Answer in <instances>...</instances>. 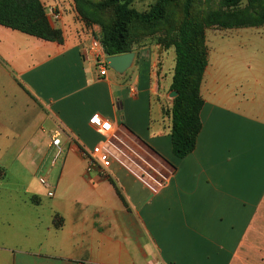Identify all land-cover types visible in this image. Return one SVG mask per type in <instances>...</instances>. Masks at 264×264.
<instances>
[{
    "label": "crops",
    "instance_id": "0c3cea01",
    "mask_svg": "<svg viewBox=\"0 0 264 264\" xmlns=\"http://www.w3.org/2000/svg\"><path fill=\"white\" fill-rule=\"evenodd\" d=\"M41 2L63 43L0 25V76L37 112L41 151L29 157L45 163L54 195L25 186L24 198L0 199V264H264V57L247 77L237 43L217 51L206 33L202 129L195 150L178 158L174 50L142 45L124 74L101 77L83 57L99 28L74 0ZM53 7L62 13L55 23ZM92 118L120 127L172 169L169 185L153 195L117 166L108 177L88 174L82 151L103 141Z\"/></svg>",
    "mask_w": 264,
    "mask_h": 264
},
{
    "label": "trees",
    "instance_id": "16d2710c",
    "mask_svg": "<svg viewBox=\"0 0 264 264\" xmlns=\"http://www.w3.org/2000/svg\"><path fill=\"white\" fill-rule=\"evenodd\" d=\"M76 11L88 25L100 28L106 54L134 52L141 38L156 33L162 50L173 49L175 66L170 91L177 92L169 111L172 148L185 158L196 148L202 129L204 100L200 88L208 65L206 30L259 28L264 26V0H220V9L205 18L195 15L196 0H157L149 11L139 12L136 0H74ZM215 1V0H208ZM246 1V6L242 7ZM0 25L33 37L63 43L61 31L53 28L41 0H0Z\"/></svg>",
    "mask_w": 264,
    "mask_h": 264
},
{
    "label": "rangeland",
    "instance_id": "374dc122",
    "mask_svg": "<svg viewBox=\"0 0 264 264\" xmlns=\"http://www.w3.org/2000/svg\"><path fill=\"white\" fill-rule=\"evenodd\" d=\"M156 2L157 0H136L133 7L139 12H147ZM219 2L220 0H196L195 15L200 19L205 18L208 11L220 9ZM246 4L247 2L244 1L242 7ZM229 30L232 29L212 26L206 30V33L214 43L211 45L218 44L217 51L222 50L221 46L227 41L237 43L236 54L245 62L241 67L244 75L248 77V73L251 74L249 70L255 69L256 63L264 57V29ZM162 36V33H156L152 37L141 38L137 42L138 46L154 44ZM238 46L239 48H236ZM169 98L173 100L171 96ZM36 117L37 112L28 108L26 98L15 92L13 85L10 86L4 76H0V199H10V195H14L17 199L24 198L22 196L25 193V186L30 191L42 192L43 186L39 183V178L45 176V163L41 165L39 164L41 160L29 157L30 153L41 151L37 148L38 143L34 135L37 133L42 136L43 131L41 122ZM5 188L9 190L3 191Z\"/></svg>",
    "mask_w": 264,
    "mask_h": 264
},
{
    "label": "built area",
    "instance_id": "2783aa9c",
    "mask_svg": "<svg viewBox=\"0 0 264 264\" xmlns=\"http://www.w3.org/2000/svg\"><path fill=\"white\" fill-rule=\"evenodd\" d=\"M61 18L60 10L53 7L50 14L51 22H58ZM83 57L85 60H94L101 77L108 74L110 68L102 46L100 32H93L90 47L84 48ZM89 124L102 136L103 141L91 150L82 151V156L87 163L88 174L99 171L100 176L108 177L110 169L117 166L140 182L153 195L159 194L169 185L173 170L128 133L106 119L92 118ZM61 133V130H58L52 139V146L58 152L56 157L61 154ZM39 183L48 190L49 197L54 195V190L46 177H40Z\"/></svg>",
    "mask_w": 264,
    "mask_h": 264
},
{
    "label": "water",
    "instance_id": "95a60500",
    "mask_svg": "<svg viewBox=\"0 0 264 264\" xmlns=\"http://www.w3.org/2000/svg\"><path fill=\"white\" fill-rule=\"evenodd\" d=\"M106 55L110 70L118 74H124L128 69L131 68L136 54L134 52H131L118 56H110L108 54ZM170 96L172 99H174L175 97L178 96V93L175 91L171 92Z\"/></svg>",
    "mask_w": 264,
    "mask_h": 264
}]
</instances>
